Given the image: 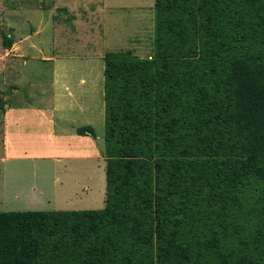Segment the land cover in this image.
I'll return each instance as SVG.
<instances>
[{
    "label": "trees",
    "instance_id": "1",
    "mask_svg": "<svg viewBox=\"0 0 264 264\" xmlns=\"http://www.w3.org/2000/svg\"><path fill=\"white\" fill-rule=\"evenodd\" d=\"M104 61L105 206L0 211V264H264V0H155Z\"/></svg>",
    "mask_w": 264,
    "mask_h": 264
},
{
    "label": "rangeland",
    "instance_id": "2",
    "mask_svg": "<svg viewBox=\"0 0 264 264\" xmlns=\"http://www.w3.org/2000/svg\"><path fill=\"white\" fill-rule=\"evenodd\" d=\"M154 3L155 0H0V92L5 93L13 80L23 84V89H30L38 78L47 85L49 72L57 62L77 69L92 67L104 76V56L109 51L131 50L139 57L151 56ZM8 36L18 41L27 39L19 48L26 57L8 52L12 46L5 45ZM13 70L22 77L12 76ZM102 120L96 113L94 122L102 137V153L83 161L80 167L49 160L7 161L0 153V211L103 208L106 160Z\"/></svg>",
    "mask_w": 264,
    "mask_h": 264
},
{
    "label": "crops",
    "instance_id": "3",
    "mask_svg": "<svg viewBox=\"0 0 264 264\" xmlns=\"http://www.w3.org/2000/svg\"><path fill=\"white\" fill-rule=\"evenodd\" d=\"M24 40L14 36L8 52L26 57L23 48L19 50ZM77 68L59 66L57 62L49 72L47 85L38 78L30 89H23V84L13 80L5 93L0 92L2 159L35 163L49 160L58 165L71 162L72 168L102 153V137L96 132L94 120L97 113L105 125V76L101 70L95 73L92 67ZM19 74L13 70L11 75ZM84 126H91L95 135L79 134L77 129ZM102 133L105 137L104 130Z\"/></svg>",
    "mask_w": 264,
    "mask_h": 264
}]
</instances>
